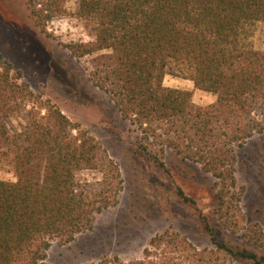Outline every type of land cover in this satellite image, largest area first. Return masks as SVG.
Segmentation results:
<instances>
[{
    "label": "trees",
    "instance_id": "trees-1",
    "mask_svg": "<svg viewBox=\"0 0 264 264\" xmlns=\"http://www.w3.org/2000/svg\"><path fill=\"white\" fill-rule=\"evenodd\" d=\"M25 3L44 31L64 0ZM77 14L93 25L94 40L67 49L77 59L115 54L90 79L127 123L135 152L164 170L173 153L213 179L210 211L198 216L210 248L166 229L140 258L87 264H264V228L243 222L235 175V148L264 130V50L245 42L250 26L264 22V0H79ZM177 68L215 101L197 105L191 91L165 86ZM20 78L0 57V158H10L16 177L0 179V264H48L53 243L72 242L117 205L123 180L107 147ZM81 170L98 172L99 182L80 185Z\"/></svg>",
    "mask_w": 264,
    "mask_h": 264
},
{
    "label": "rangeland",
    "instance_id": "rangeland-1",
    "mask_svg": "<svg viewBox=\"0 0 264 264\" xmlns=\"http://www.w3.org/2000/svg\"><path fill=\"white\" fill-rule=\"evenodd\" d=\"M78 2L64 0L63 12L50 18L42 31L30 17L25 0H0V57L13 72H20V82L107 147L119 164L123 180L117 205L98 213L92 228L72 242L53 243L46 262L87 264L113 255L126 261L140 258L147 241L166 229L185 236L198 248H210L198 216L210 211L213 179L198 165L182 161L173 153L167 154L164 170L148 156L135 152L127 123L90 79L96 68L114 64L115 54L103 50L77 59L67 49L69 44L94 40L93 25L77 14ZM245 42L264 50V22L250 26ZM163 84L191 91L197 105L205 106L216 99L211 92L195 88L178 68L170 69ZM235 152L237 186L242 187L239 214L245 224L259 223L264 228V130L236 147ZM0 179L16 180L11 160L5 156L0 158ZM76 180L80 185L96 184L100 174L81 170ZM178 188L198 206L184 203ZM230 239L244 243L237 236Z\"/></svg>",
    "mask_w": 264,
    "mask_h": 264
}]
</instances>
